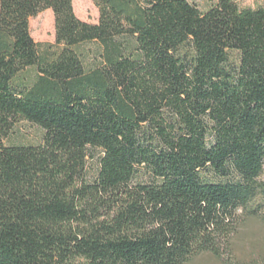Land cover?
<instances>
[{
  "label": "trees",
  "instance_id": "16d2710c",
  "mask_svg": "<svg viewBox=\"0 0 264 264\" xmlns=\"http://www.w3.org/2000/svg\"><path fill=\"white\" fill-rule=\"evenodd\" d=\"M72 2L0 0V264L230 254L264 224V5L93 0L89 23ZM20 121L37 143L6 142Z\"/></svg>",
  "mask_w": 264,
  "mask_h": 264
},
{
  "label": "rangeland",
  "instance_id": "374dc122",
  "mask_svg": "<svg viewBox=\"0 0 264 264\" xmlns=\"http://www.w3.org/2000/svg\"><path fill=\"white\" fill-rule=\"evenodd\" d=\"M195 4L199 10L205 11L215 0H188ZM239 8H256L264 5V0H234ZM75 15L86 22L96 23L98 20V9L93 0H73ZM30 34L35 42L51 43L55 41L54 18L52 11L46 9L29 20ZM80 50L86 55L85 63L92 61L96 51L94 43L83 45ZM41 130L25 121H20L10 138L6 142L15 141L20 143H37L41 138ZM92 167L94 163L91 162ZM90 171V167L88 168ZM93 170V169H92ZM264 188V170L259 177ZM237 259L240 264H264V224L257 220L247 221L241 225L238 233L233 237L229 252H223L221 258H215L204 254L187 264H226L230 255Z\"/></svg>",
  "mask_w": 264,
  "mask_h": 264
}]
</instances>
